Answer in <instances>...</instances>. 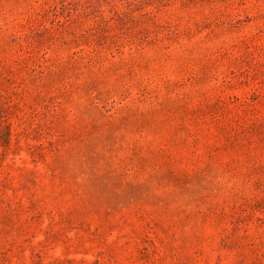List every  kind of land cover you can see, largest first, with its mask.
I'll use <instances>...</instances> for the list:
<instances>
[{
    "label": "rangeland",
    "instance_id": "374dc122",
    "mask_svg": "<svg viewBox=\"0 0 264 264\" xmlns=\"http://www.w3.org/2000/svg\"><path fill=\"white\" fill-rule=\"evenodd\" d=\"M0 264H264V0H0Z\"/></svg>",
    "mask_w": 264,
    "mask_h": 264
}]
</instances>
